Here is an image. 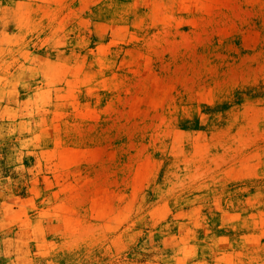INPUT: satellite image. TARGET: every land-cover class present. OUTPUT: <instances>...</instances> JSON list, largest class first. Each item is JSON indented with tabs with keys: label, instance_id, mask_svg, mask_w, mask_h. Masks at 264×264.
<instances>
[{
	"label": "rangeland",
	"instance_id": "rangeland-1",
	"mask_svg": "<svg viewBox=\"0 0 264 264\" xmlns=\"http://www.w3.org/2000/svg\"><path fill=\"white\" fill-rule=\"evenodd\" d=\"M0 264H264V0H0Z\"/></svg>",
	"mask_w": 264,
	"mask_h": 264
}]
</instances>
